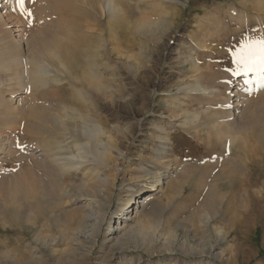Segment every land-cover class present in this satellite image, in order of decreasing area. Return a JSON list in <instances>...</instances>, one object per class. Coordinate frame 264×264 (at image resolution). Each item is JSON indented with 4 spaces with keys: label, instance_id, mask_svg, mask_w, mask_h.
I'll return each mask as SVG.
<instances>
[{
    "label": "rangeland",
    "instance_id": "374dc122",
    "mask_svg": "<svg viewBox=\"0 0 264 264\" xmlns=\"http://www.w3.org/2000/svg\"><path fill=\"white\" fill-rule=\"evenodd\" d=\"M3 2L6 4L3 9L5 16L15 14L25 21L20 12L13 10L14 7L9 8L10 0H0V4ZM118 3L122 6L119 14L121 19L117 24L118 29L112 32L102 5H96L94 0L26 2V7L33 12L34 20L32 27L25 28L34 33L42 32L38 36L42 37L38 40L40 44H36L38 50L56 48L62 56L68 55V52L75 53L76 56L80 53L83 55L84 52L93 55L92 70L97 72L96 81L103 82V93L112 97L94 91L96 109L82 108V111L89 112L96 118V122H101L107 128V134L112 135V143L122 151L120 155L117 149L114 152L113 160H118L115 165L100 168L101 174L112 178V188L111 197L100 201L99 206L94 204L86 208L84 201L61 194L63 189L72 191L71 182H64L61 176L47 177V180H43V186L34 180L36 183L33 187L42 196L38 208L41 218L38 219L37 226L45 236V242H40L35 249L38 257L34 259L37 261L34 264H118L123 260L125 264H264V155L261 154L264 152V95L258 96L257 92L251 95L253 99L250 102V116L244 123L247 128L237 136L240 138V143L237 144L242 147L248 143L249 150H239L237 145V149L234 148L233 151L234 153L239 150L241 157L248 151L247 155L250 154L252 160L257 158L255 165L252 164L254 167L249 166L248 170H251L246 172L248 177L255 178L256 170L261 169L256 177L257 183L243 189L242 180L246 174L239 171L234 163H223L228 161L230 155L221 159H208L209 153L216 157L224 151L226 138L230 134L225 122H218L220 117H224L225 110L216 107L223 102L226 93L223 86L227 90L238 86L241 91L247 87L244 85L245 79H254L253 75L231 77L229 84L222 83L231 76L228 50L236 47L241 39L254 40L264 35V0H170L165 5L145 4L139 0H119ZM144 7L147 10H141ZM158 15L165 19L162 23L164 26H154L152 34L142 35L135 28L138 21L157 18ZM53 24L56 28L55 35L49 34ZM24 41L26 43L27 40ZM29 45L30 40L25 45L26 54ZM187 55L195 63L185 62L184 57ZM14 69L16 67L12 66L8 71L5 70L9 75L1 69L0 78H5V74L12 76ZM218 80L221 82L218 83ZM197 81L204 89L212 90L213 93L177 90L182 85L192 87ZM70 84L74 86L77 83L73 80L63 81L62 85L50 83L46 87H33L31 92L13 84L10 90L5 86V93L0 91V137L4 139L3 147L6 148V153H0V202L4 201L9 206L0 208V264H25L26 250L22 241L21 216L17 210V168L20 170L21 164L28 168L32 164L37 167L33 156L29 157L30 151L37 149L32 148L33 144H30L31 138L27 132L31 129L42 130L44 126L38 123L37 118L30 116L31 114H28L29 117L27 114L19 115L18 118L14 114L6 113L2 100L18 95L27 97L35 93L41 107L62 110L63 103L76 104L77 101ZM76 86L79 87V83ZM236 97L233 96L232 100ZM186 116L191 118L187 123L188 127L181 125L184 120L182 118ZM214 121L218 123L214 125ZM157 134L169 136L172 142L169 153L172 156L165 158L164 164H161L162 169H159L163 178L165 177L162 191L150 200L142 212H136L135 219L140 216L139 220L147 227L149 234H132L135 238L133 243L127 244L128 246L118 244L110 250L108 245L113 242L111 237L116 234H110L109 225L114 227L117 217L132 209L135 200L150 192L147 186L140 183L137 185L135 181L138 179L135 178L140 174L142 166L147 165L149 168L154 163L149 158L153 147L158 143ZM36 135L35 131L32 140H36ZM106 138L105 135H100L98 140ZM17 140L23 151L14 146ZM177 141L194 143L198 147L202 146L204 151H190L187 147L181 150ZM36 154H40V151ZM186 155L190 159H185ZM202 157L205 163L200 162ZM13 160L19 162L15 163ZM38 169L42 170L41 167ZM177 172L178 176L175 175ZM166 173L173 176L169 182ZM7 182H10L9 186ZM90 182L95 184L96 180L88 179L87 183ZM90 211L93 214L96 212L100 217L101 222L95 223L98 230L93 236L85 237V233H81V243L77 245L75 241H70L66 247L63 236L65 232L71 233L73 230V219ZM130 214L133 217L135 210ZM135 219L130 223H135ZM152 221L156 222L152 224ZM219 231L225 232L224 235H219ZM209 246L214 248L212 252L207 250ZM160 249L166 251L160 252ZM220 249H224V253L218 256ZM34 256L31 255L33 258Z\"/></svg>",
    "mask_w": 264,
    "mask_h": 264
},
{
    "label": "bare ground",
    "instance_id": "6f19581e",
    "mask_svg": "<svg viewBox=\"0 0 264 264\" xmlns=\"http://www.w3.org/2000/svg\"><path fill=\"white\" fill-rule=\"evenodd\" d=\"M118 1L119 0H94V3L96 5H100V4L102 5V9L104 10L103 12L107 15V18H108V21H107L108 27H109L110 31H112V32H115L118 29L119 26L117 24L121 19V17H119L120 16L119 14H121V12H122V9H121L122 6H121V3H118ZM139 1H143V3L145 2V4H147V3L148 4H154L155 3V4H159V5H165V2L170 1V0H139ZM6 2H7V0H6ZM98 2H100V4ZM4 4H5V2L0 4V7H1L0 8V32H1V34H0V70L4 69V72H5V70L8 71L9 69L12 68V66H13V68L16 67V70L14 69L12 76H6V74H5V78H3V77L0 78V91H2V90H3V92L6 91L5 86L8 90H10L11 87H13V84H17L20 86V88L26 90L27 86H30L32 89L33 87L34 88L35 87L39 88L40 86L46 87V86L50 85V83H54L56 85H62L63 81L67 82L69 80H73L74 82H76L77 83L76 85H78V83H79V87H77L76 85L73 86V84L72 85L70 84V87L72 86V88L74 89V92H75L74 94L77 97V101L75 102L76 104L63 103L62 104V110H59L58 108H57V110H55L54 108L53 109H51V108L45 109L44 107H41L39 105L38 101L36 100L37 95L35 93L34 94L31 93L29 96L27 95V97L18 95V97H15V98L13 97L10 99L7 98L8 100H5V99L2 100V103H4V106H5L4 109L6 108V113H9L10 115L14 114L18 118H19V115L21 116L23 114H27V115L31 114L30 116H34V118H37L39 120V122H38L39 124L44 125L41 128L42 130L31 129L30 131L27 132V135L30 136V138H31L30 144H33V145H31V146H33L32 148L37 149V150L34 149L35 151H30L31 154L29 157H31V155H32L33 159H35L34 163L37 164V167L39 166L38 168L41 167L42 170L40 171L37 167H34L35 166L34 164H32L31 167L29 166L30 168L25 167L24 164L23 165L21 164L20 170H19V168H17L19 171L18 174L16 173L18 175L17 177H18V181H19V182L17 181L18 183H17V190H16V191H18V193L16 195V197H18V202H17L18 203V209L17 210L21 216L20 227H21V230H23L22 241H23V246L25 247V250H26V252H25L26 257H25L24 263L25 264H34V261H36L34 259H36L38 257L35 249L37 248V246L40 242H42V243L45 242V236L42 235V229L38 228V226H37V222L39 221L38 219L41 218V217H39L40 212L38 213V208L41 205L42 196L39 193L38 189L33 187V184L36 183L34 180H37L38 184L40 186H43V180H47V177L49 178V176H53V175L61 176L62 179H64V182L70 181L72 184V186H71L72 191H69V189H66V190L63 189V191H61V194L69 195L70 198H73L76 200L79 199L80 201H84V206L86 208L88 206H92L94 204L95 205L98 204V206H99L100 201L107 200L108 198L111 197L110 190L112 188L111 187L112 186V178L108 177V175L101 174L100 168L101 167L107 168V167H110L111 165H115V163L118 160L117 161L113 160L114 152L117 149L118 153L120 155V154H122V151L118 149L116 144L112 143V135H110V133L107 134V128L104 127L101 122H98V121L96 122V118L94 116H92L89 112L82 111V108L85 110L96 109L97 103H96V99L94 98V93H95L94 91H97L99 94H102V95L103 94L107 95L106 93H103L105 90H102V88L105 87V84L103 82L96 81V79H98L97 72H94L92 70V64H93L92 57H93V55H90L87 52H84L83 55L80 53V55L76 56L75 53L68 52V55L66 54V56H62L60 50H57L56 48L49 49L47 51H44L43 49L38 50L39 48L37 47L36 44H37V42L39 43L38 40L42 39V37L41 38L38 37L39 34H41L42 32H38V33L35 32L34 33L29 28L26 29L25 28L27 26L26 22L22 21L15 14L14 15L10 14L9 15L10 17H8L6 15L8 17L7 18L5 16L4 11H3ZM8 4H9L8 5L9 8L14 7V9H15V7L17 6L15 4V2L13 3L12 0H10V2H8ZM109 6H111V10H110ZM17 7H16V12H20L19 8H17ZM141 10L144 11L147 9L144 7ZM159 14H161V13H159ZM159 17H160V15H158L157 18H149L148 20H145V21H138V23H136V25H135L136 26L135 28H137V30H139V33H141L142 35H145L147 33L152 34L154 26H160V27L162 25L164 26V24H162V23L165 21V19H163L162 17L161 18H159ZM36 19H37V17H36ZM150 19H153V20H150ZM54 20H55V18H54ZM49 22L50 21H48V23ZM51 22H52V20H51ZM43 23L42 24L45 25V22H43ZM50 25H51V23H50ZM54 28H55V26L53 24L51 29H49V34L53 33V35H55V29L56 28L55 29ZM26 32H28V34H25ZM43 32H45V31H43ZM160 33H161V30H160ZM28 36H30L29 39H28ZM46 36H48V35H46ZM24 40H27L26 43L30 40L29 48L27 47L28 48L27 54L25 53L26 43H24L25 42ZM47 42H49V41H47ZM34 43H35V45H33ZM104 43H106V42H104ZM49 44H50V42H49ZM36 48H37V50H35ZM140 54H141V52H140ZM184 58H185V60H184L185 62L190 61L191 63H195V60H193V58H189V55H187V57H184ZM5 73H7V75H9L8 74L9 72H5ZM188 89L190 91L201 90L204 93L205 92H207V93L209 92L211 94L213 93L212 90L204 89L201 86V84L199 83V81H197L192 87L182 85L177 90H179L180 92L181 91L185 92ZM223 89L226 90V93H224L225 94L224 97L222 96L223 102H221V103L231 102L234 105L233 109H231V110L225 109L224 110V113H223L224 117L222 116V117H220V119L218 118L219 119L218 122L224 121L225 122L224 124L230 130V131H228V133H230V134H229V136L227 135L228 136L226 138L227 144H225V146L230 144V148H231L230 153H232V154H230L229 159L227 158L228 161H224L223 163H225V162L234 163L239 168V171L246 174V172H249L251 170V169L248 170V167L252 166V164L255 165V163H256L255 160L257 158L256 159L254 158V160H252V157H250V154L247 155L248 151H246V153L243 152L244 157H241V155L239 154V152H240L239 150L240 149H242L243 151L249 150V144L247 143V144H244V146L240 147L238 145L240 143V142H238L240 138L238 139L237 136L241 133L242 130H246V128H247L246 126H244V123L248 120V117L250 116V109H251L250 102L252 101L251 100L252 97H251V95L246 96V94L244 92H242L238 89V86H236L234 88L235 93H236L234 95H228L227 94V87L226 86L225 87L223 86ZM257 94H258V96L264 95V89L257 92ZM233 96H237V97L232 100ZM107 97L110 98V97H112V95H107ZM47 107H50V106L48 105ZM29 115H28V117H29ZM256 115H257V113H256ZM25 118L26 117H24V119ZM13 119L14 118H12V120ZM182 119H184V120L182 121L181 125L185 126V125H187V123L190 121L189 119H191V118L189 116H186L185 118L183 117ZM12 120H10V121H12ZM16 120L18 121L19 119H16ZM18 122H17V124H18ZM215 123L216 122L214 121V125H215ZM11 124H13V123H11ZM203 124H204V122H203ZM188 126L189 125H187V127ZM35 131H36L38 137L36 138V140H32L33 139L32 134H35ZM60 131H62L63 133H60ZM222 131H223V129H222ZM100 135H105L107 137L106 140H103V139L98 140ZM218 136H220V135H218ZM156 138L158 139V141H157L158 143L156 146L153 147L152 152H151L152 153L151 157L149 158L155 164L152 163L149 168L147 167V165L142 166L140 168L141 169L140 174L138 173L139 175H136L137 177L135 178V179H138L135 181V183L137 185L140 183L142 186L143 185L147 186L148 188H150V192L146 195H143L142 197H139L137 200H135L132 203V205H133L132 209L123 213L121 216H119L115 219L116 220V224L114 226L115 228L112 227L111 225H109L108 228L110 230V234H113V235L116 234V236L111 237V241H113V242L110 245H108L110 250L113 248V246L115 247L118 244L121 246H124V245H127L129 243H133L135 241V238L132 237V234L133 235L142 234L144 236H147V234H149V230L147 229V227H144L143 222H141L139 220L140 216L135 219V216L137 214L136 212H139V213L142 212L144 210V208L146 207V205L150 202V200L156 198V196L158 194H160L159 192L162 191L161 189H163L162 186L164 184L163 179H165V177L163 178L159 169L162 167L161 164L164 162L165 158H170L172 156V154L169 153L170 150L168 147L169 145L172 144L171 139H169V136L168 135L162 136L161 134H157ZM3 141H4V139H2L0 137V153H1V151H3V152L5 151V153H6V148L3 147V143H4ZM237 142H238V144H237ZM246 142L244 141V143H246ZM248 142H249V140H248ZM237 145L239 146V150H236L237 152L233 153L234 148L237 149ZM223 149H224V147H223ZM38 151H40V154H36V152H38ZM8 152H9V150L7 151V153ZM59 152L64 153V154H61ZM261 154L263 156L264 152ZM16 160H17V158H16ZM258 160H260V159H258ZM21 161H22V159H21ZM263 161L264 160H262V162ZM18 162H19V160H18ZM18 162L16 161L15 163H18ZM257 166H258V164H257ZM117 167H118V165H117ZM252 167H254V166H252ZM260 170L261 169L256 170L257 171L256 177L259 176ZM263 171H264V167H263ZM175 175L178 176V172ZM4 176H5V174H4ZM166 177H168L167 181L169 182L173 176L166 173ZM247 177H248V174H246L244 179L242 180L243 189H246V187L253 185L254 182L257 183V181H258L256 179V177L253 178L254 176L253 177L250 176L248 178ZM77 178L79 179L78 181L75 180ZM181 178H183V177H181ZM88 179L96 180L95 184H92V182L87 183ZM15 180H17V179L15 178ZM9 183H8V186H9ZM48 183H49V181H48ZM171 183H172V181H171ZM173 184H175V182ZM51 190H52V188H51ZM178 192H179V190H178ZM54 193H55V191H54ZM111 193H112V191H111ZM10 200H13V199H10ZM65 202H67V201H65ZM162 203H163V201H162ZM213 204H215V203H213ZM153 205H154V203H153ZM161 205H163V204H161ZM56 206L57 205H55V207ZM78 206H79V204H78ZM154 206H156V205H154ZM3 207L8 208L9 206L8 205L6 206L4 201L3 202L1 201L0 202V208H3ZM156 207H154V208L156 209ZM160 208H159V211H160ZM133 209L135 210V214L133 217H131L130 213L133 212ZM155 209H154V211H155ZM63 213L64 212H62V214ZM95 213L96 212H94V214H93V212L90 211L88 213L83 214V216H80L79 218L73 219V222H74L73 224L75 225L72 228L73 230L71 231V233L65 232V235L63 236V240L65 242V245H67L66 247L69 246L67 243H70V241H75L77 243V245H78V243H81L80 242V237H81L80 234L81 233H85V237L86 236H93L95 234V232L98 230V228H96V224L98 222L99 223L101 222V221H99V218H100L99 215L97 216ZM102 214H104V213H102ZM158 214H160V212ZM41 216L43 217V215H41ZM49 216L51 217L52 214H50ZM151 216H153V215L151 214ZM212 216H213V214H212ZM101 217H104V215ZM204 218H205V216H204ZM55 219H57V217ZM134 219H135V223H133V224L130 223V221L134 220ZM140 219H142V218H140ZM47 221H48V219H47ZM53 222H55V221H53ZM154 222H156V221H154ZM154 222L152 221L151 223L153 224ZM157 222H158V220H157ZM64 228H66V226ZM121 232L122 233L125 232V233L121 235L120 234ZM152 232H153V229H152ZM222 232L223 231H221V232L219 231L218 234L224 235L225 232H223V233ZM68 234H70V235H68ZM117 234H119V236H117ZM176 234H177V232L175 233V235ZM149 237H151V236H149ZM139 238H140V236H139ZM221 238H222V236H221ZM136 239H137V237H136ZM53 240H52V242H53ZM144 240H146V239H144ZM168 240H170V239L168 238ZM17 241H18V239H17ZM162 244H164L163 241H162ZM173 246H175V244ZM129 247H130V245H129ZM164 247H165V245H164ZM56 248H58V247L56 246ZM189 249H190V247H189ZM213 249L214 248L212 246H209L207 250L209 252H212ZM65 250H66V248H65ZM158 250H159V248H158ZM161 251H166V250L160 249V252ZM191 251H193L192 248H191ZM160 252H158V253H160ZM223 253H224V249H220L219 252L217 253V255L221 256ZM5 255H6V253H5ZM31 255H35L34 258L31 257ZM106 255H107V253H106ZM106 257H108V256H106ZM101 258H103V256ZM65 259H66V257H65ZM66 260L69 261L70 258H67ZM38 261H39V259H38ZM56 263H58V262H56ZM41 264H43V263H41ZM54 264H55V262H54ZM118 264H125V262L123 260V261H120Z\"/></svg>",
    "mask_w": 264,
    "mask_h": 264
},
{
    "label": "snow or ice",
    "instance_id": "6c2138e0",
    "mask_svg": "<svg viewBox=\"0 0 264 264\" xmlns=\"http://www.w3.org/2000/svg\"><path fill=\"white\" fill-rule=\"evenodd\" d=\"M15 4L18 6L21 14L25 18L27 26L30 28L33 26V12L26 7L27 0H14ZM34 2V0H33ZM111 10V6H109ZM14 11L16 9H13ZM235 14V13H234ZM243 35V34H242ZM228 55L230 56L229 60V69L231 71V76L228 80L222 81L224 84H229L231 82V77H249L250 75L254 76V79H245L244 85L247 87L241 89L246 95H253L261 89H264V35L259 36L257 39H241L238 41L236 47H230L228 50ZM203 62V61H201ZM221 82L218 80V83ZM26 91L31 92V87L27 86ZM228 95H234L235 89L230 88L227 90ZM218 108H224L231 110L234 108V105L231 102H225L222 104L216 105ZM22 127V126H21ZM17 149L23 151L19 140L15 142L14 145ZM177 146L183 150L185 147L189 150L204 151L202 146L198 147L194 143L187 144L183 141H177ZM171 150V145L168 146ZM230 144L226 145L224 151L220 155L213 157L211 153L208 154V159H221L223 156L230 155ZM185 159H190V156L186 155ZM201 163L206 161L201 158ZM15 169H13L14 171Z\"/></svg>",
    "mask_w": 264,
    "mask_h": 264
}]
</instances>
